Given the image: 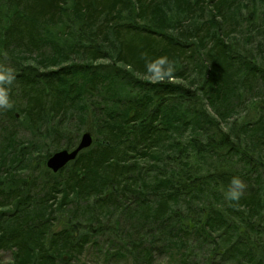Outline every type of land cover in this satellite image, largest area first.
Masks as SVG:
<instances>
[{
  "label": "trees",
  "instance_id": "1",
  "mask_svg": "<svg viewBox=\"0 0 264 264\" xmlns=\"http://www.w3.org/2000/svg\"><path fill=\"white\" fill-rule=\"evenodd\" d=\"M0 66V264H264V0H0Z\"/></svg>",
  "mask_w": 264,
  "mask_h": 264
},
{
  "label": "clouds",
  "instance_id": "2",
  "mask_svg": "<svg viewBox=\"0 0 264 264\" xmlns=\"http://www.w3.org/2000/svg\"><path fill=\"white\" fill-rule=\"evenodd\" d=\"M149 79L153 83L171 81L174 78L175 62L170 61L168 57H160L146 64ZM15 76L10 69L0 66V109L8 110L13 107L9 98V89L5 85H11ZM247 188L246 183L240 177H233L231 180L226 199L229 201H239Z\"/></svg>",
  "mask_w": 264,
  "mask_h": 264
},
{
  "label": "rangeland",
  "instance_id": "3",
  "mask_svg": "<svg viewBox=\"0 0 264 264\" xmlns=\"http://www.w3.org/2000/svg\"><path fill=\"white\" fill-rule=\"evenodd\" d=\"M85 132L86 130H84L81 135H83ZM26 136H29V134H25V137ZM60 150H64V148ZM60 150L53 151L50 156H52L54 153ZM50 156L48 158H50ZM97 240H99L98 245L96 244V246L93 245L90 246L82 257H80L77 260H73L70 264H135L133 259L127 255L117 256L116 251H114L109 244L107 245V243H105L103 238L101 239L98 237ZM0 256L6 261L9 259L8 253H0ZM153 264H181V263L175 257L163 256L156 258Z\"/></svg>",
  "mask_w": 264,
  "mask_h": 264
},
{
  "label": "water",
  "instance_id": "4",
  "mask_svg": "<svg viewBox=\"0 0 264 264\" xmlns=\"http://www.w3.org/2000/svg\"><path fill=\"white\" fill-rule=\"evenodd\" d=\"M94 143L93 136L89 132L82 135L77 147L73 150H60L54 153L46 162V167L53 173H58L61 169L65 168L69 163L76 160L79 153L90 148Z\"/></svg>",
  "mask_w": 264,
  "mask_h": 264
},
{
  "label": "bare ground",
  "instance_id": "5",
  "mask_svg": "<svg viewBox=\"0 0 264 264\" xmlns=\"http://www.w3.org/2000/svg\"><path fill=\"white\" fill-rule=\"evenodd\" d=\"M89 133H91V132H89ZM91 135H92V133H91ZM93 136V135H92ZM93 139H94V137H93ZM77 147V146H76Z\"/></svg>",
  "mask_w": 264,
  "mask_h": 264
}]
</instances>
